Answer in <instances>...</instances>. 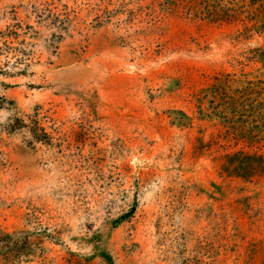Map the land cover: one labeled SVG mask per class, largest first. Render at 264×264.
<instances>
[{
	"label": "rangeland",
	"instance_id": "obj_1",
	"mask_svg": "<svg viewBox=\"0 0 264 264\" xmlns=\"http://www.w3.org/2000/svg\"><path fill=\"white\" fill-rule=\"evenodd\" d=\"M264 0H0V264H264Z\"/></svg>",
	"mask_w": 264,
	"mask_h": 264
},
{
	"label": "trees",
	"instance_id": "obj_2",
	"mask_svg": "<svg viewBox=\"0 0 264 264\" xmlns=\"http://www.w3.org/2000/svg\"><path fill=\"white\" fill-rule=\"evenodd\" d=\"M260 158L264 160V157L263 156H261Z\"/></svg>",
	"mask_w": 264,
	"mask_h": 264
}]
</instances>
